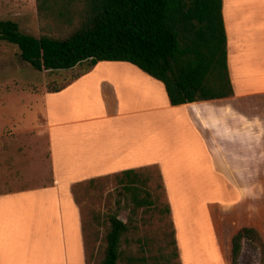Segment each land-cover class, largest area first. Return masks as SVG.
<instances>
[{
	"label": "rangeland",
	"instance_id": "rangeland-1",
	"mask_svg": "<svg viewBox=\"0 0 264 264\" xmlns=\"http://www.w3.org/2000/svg\"><path fill=\"white\" fill-rule=\"evenodd\" d=\"M3 20L15 22L21 32L34 37L42 32L43 25L38 19L36 0H0V21ZM108 68L111 73H125L121 74L123 78L119 83L122 87L116 95L129 96L125 100L133 104L131 108L140 101L137 109H143L146 102L141 84L143 79L140 77L141 71L133 65L123 63L118 67L99 62L88 68L85 62L68 71L36 72L19 59L14 45L0 42V195L57 187L48 134L42 124L49 114L53 115L52 124H58L64 119L61 111L55 109L57 107H46L42 96L59 91L82 73L103 74L101 72H108ZM102 80L92 81L98 85V91L102 90L103 84H99ZM100 116L101 112H94V115L86 117H89L88 121H84L77 131L66 130L68 142L78 144V151L71 153L67 162L77 173L89 167V164L98 165L99 162L94 161V158L100 157V145L107 139L112 141L118 138L123 146L130 144L132 148L135 145V156L147 159L140 163H153L143 168V175L150 179L148 188L157 197V203L155 207L139 209L130 215L131 203L122 199L113 176L116 173L71 183L68 193L79 212L82 264H99L102 260L105 235L109 230L108 217L111 214L129 223L130 229L126 236L134 254L139 250L134 240H142L148 264H166L167 254L174 252L171 237L173 221L184 254L180 260L173 259L169 264L180 261L184 264H213L211 257L204 256V252L195 248L193 237V220L199 218L196 224L201 227L207 241L209 224L205 207L209 199L207 194L201 192L209 180L207 161L183 153L182 146L178 144L181 143L178 135L182 134V129L178 132L177 123L174 127L169 125L168 129L160 124L156 114L138 113L127 119L123 117L122 120L116 119L112 126ZM145 120L152 123L154 128L155 136L151 141L143 140L137 128H134V135L118 129L124 125V121L140 124ZM142 128L141 125L140 130ZM161 173L169 190L173 221L164 211L169 202ZM237 179L245 182L249 178ZM48 202V199L43 201L40 197L31 196L0 200L2 264H51L54 261V251L59 244L58 230L49 227L50 212L53 210L49 208ZM45 205L48 209H44ZM121 245L122 250L125 249V243ZM260 260L259 251L252 244L244 243L239 264H260ZM58 264L73 262L63 261Z\"/></svg>",
	"mask_w": 264,
	"mask_h": 264
},
{
	"label": "crops",
	"instance_id": "crops-1",
	"mask_svg": "<svg viewBox=\"0 0 264 264\" xmlns=\"http://www.w3.org/2000/svg\"><path fill=\"white\" fill-rule=\"evenodd\" d=\"M222 19L227 40V67L233 89V96L229 98L171 106L164 85L139 68L146 101L141 110L137 109L140 101L131 108L133 104L125 100L129 96L116 95L122 87L119 83L123 78L121 74L125 73H111L109 68L108 72H101L103 74L82 73L59 91L42 96L46 107H57L55 109L61 111L64 119L52 124L53 115L49 114L45 124H42L48 134L57 187L3 194L0 200L31 196L51 202H48L53 210L50 212L49 227L57 228L59 241L51 264L63 261L82 264L79 212L68 193L71 183L129 169L138 170L153 164H141L147 159L135 156V145L133 148L130 144L123 146L118 138H114L100 145V157L94 158L99 162L97 166H92V163L74 172L67 158L70 160L71 153L78 151V144L68 142L66 130L77 131L84 121H88L89 117H86L94 115V112H101L100 118L110 126L123 117L127 119L138 113L156 114L160 124L168 129L169 125H179L178 132L181 128L182 134L178 135L181 139L178 144L182 146V152L199 160L205 159L209 167L208 184L201 190L209 199L205 207L209 224L207 241L201 227L196 224L199 218L193 220V237L195 248L204 252V256L211 257L213 264H230V238L242 227L254 228L264 239V0H222ZM106 63L120 67L127 62ZM99 79H103L99 83L103 84L101 91L92 82ZM106 81L112 83H102ZM123 124L118 128L120 131L134 135V128H137L143 140L151 141L155 136L152 123L146 120L137 123L140 127L142 125L141 130L135 123L124 121ZM161 176L173 221L169 190L163 173ZM239 177L249 179L243 182L237 179ZM224 178H228L229 185ZM44 209H48L47 205ZM172 223L180 260L183 248L174 221Z\"/></svg>",
	"mask_w": 264,
	"mask_h": 264
},
{
	"label": "trees",
	"instance_id": "trees-1",
	"mask_svg": "<svg viewBox=\"0 0 264 264\" xmlns=\"http://www.w3.org/2000/svg\"><path fill=\"white\" fill-rule=\"evenodd\" d=\"M36 3L43 25L38 37L21 32L13 21H0V42L14 45L19 59L36 72L68 71L85 62L88 68L103 61L127 62L160 81L171 106L233 96L222 0ZM144 171L129 169L113 175L122 199L131 203L130 215L157 203ZM164 211L170 216L169 205ZM108 222L99 264H148L142 240H134L139 247L137 254L128 246L129 223L116 214L109 215ZM171 237L174 252L167 254L168 264L178 259L174 229ZM122 243L126 245L123 250ZM244 243L259 251L260 264H264V239L252 227H242L230 238V264H239Z\"/></svg>",
	"mask_w": 264,
	"mask_h": 264
}]
</instances>
